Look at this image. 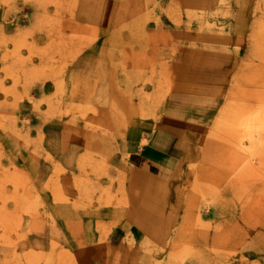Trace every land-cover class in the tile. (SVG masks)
<instances>
[{
  "label": "rangeland",
  "instance_id": "rangeland-1",
  "mask_svg": "<svg viewBox=\"0 0 264 264\" xmlns=\"http://www.w3.org/2000/svg\"><path fill=\"white\" fill-rule=\"evenodd\" d=\"M98 39L100 64L84 58ZM135 115L175 124L184 151L140 177L124 258L264 264V0H0V264H76L52 207L84 211L115 161L99 136ZM45 134L77 155L37 183Z\"/></svg>",
  "mask_w": 264,
  "mask_h": 264
},
{
  "label": "crops",
  "instance_id": "crops-1",
  "mask_svg": "<svg viewBox=\"0 0 264 264\" xmlns=\"http://www.w3.org/2000/svg\"><path fill=\"white\" fill-rule=\"evenodd\" d=\"M105 49L103 40L98 39L94 46L85 51L84 58L100 64L103 59L101 53ZM105 53H107L106 50ZM85 69L89 70V67L86 66ZM112 117L110 121L112 126L109 131L107 130L104 136L102 134L99 136L101 139L112 141L107 145L108 149L112 150L107 158L115 161L110 162L108 167L106 165L107 169L103 170L108 172L111 179L103 181L100 177L91 181L90 191L84 196V211L73 212L63 209V212H56L52 207L55 222L54 225H47L48 230H52L51 233H56L57 236L62 233L68 237L67 240H63L62 245L67 251L76 253V264H133L129 262L128 257L124 258V253L129 251L133 254L137 248L134 244H125L124 238L129 235L134 238V235L139 233V227L135 222L138 218L136 209L139 210V204L145 202L144 197L139 194V189L142 188L140 177L150 178L151 175L155 178L158 175L167 179L177 170L179 159L184 151L178 128L167 120H156L157 118L149 115H135L130 117L120 129L119 125L122 121L116 120L119 119L118 116L116 119L115 116ZM51 128L47 126L48 130ZM42 136L45 140L47 134ZM44 140L41 139L40 145L42 149L46 146L52 159L46 160V163L44 158L41 161L36 159L35 163L31 164V167H34L37 183L45 181L46 172L52 175L55 172L57 176L60 165L64 167V171H72L71 161L77 155V152H70L63 155L62 160L60 151L53 143L54 140L51 138ZM124 153L127 155L126 160L118 155ZM65 164L68 166L65 167ZM54 177L53 183L56 182ZM138 178L139 180H136ZM75 226L76 230L72 231L71 227L75 228ZM80 236L84 237L83 242L80 238L76 239ZM31 242L32 245L34 243L38 245L33 240ZM47 245L49 247V244ZM96 252H120L121 254L116 255V260H112L111 257L108 258V254L97 257Z\"/></svg>",
  "mask_w": 264,
  "mask_h": 264
},
{
  "label": "bare ground",
  "instance_id": "bare-ground-1",
  "mask_svg": "<svg viewBox=\"0 0 264 264\" xmlns=\"http://www.w3.org/2000/svg\"><path fill=\"white\" fill-rule=\"evenodd\" d=\"M73 71H74V69H73Z\"/></svg>",
  "mask_w": 264,
  "mask_h": 264
}]
</instances>
